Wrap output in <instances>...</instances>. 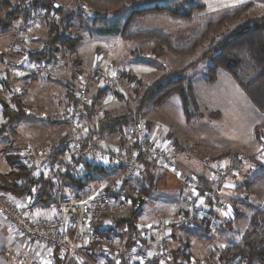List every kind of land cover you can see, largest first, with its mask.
Wrapping results in <instances>:
<instances>
[{
  "label": "rangeland",
  "instance_id": "obj_1",
  "mask_svg": "<svg viewBox=\"0 0 264 264\" xmlns=\"http://www.w3.org/2000/svg\"><path fill=\"white\" fill-rule=\"evenodd\" d=\"M52 1L60 5V8L66 12L65 14L68 16V19H66L67 27L65 28L63 25L62 28L59 29L58 24H41L38 28H35L34 33L29 36L30 39L28 44L20 48L16 53H10V46L12 43H16L18 33L25 21L34 11L39 9L43 10L45 8L33 7L26 11L22 10L20 15L13 21L4 18L5 12L0 14V56L2 58H7L8 55L11 57L16 56V58L19 59L18 61H14V63L35 62L30 54L42 50L49 36H63L69 40L78 41L73 52H70L69 48L62 44L56 46L57 51L52 55V59L60 58L62 62L60 64V73L57 78L48 80L40 76H34L39 78L36 88L25 94L24 90L18 85L19 83H12V86L20 88H18L20 95L14 98H20L24 108H30L37 114L44 113L51 117L71 104V97L75 99V95L81 83L80 79L88 78L91 80L88 92L89 103L85 108V114L80 117L81 120L87 124V129L85 133L83 132V138H86L87 133L93 131H89L90 126H94V130H97L104 113L110 112L114 117L129 115L128 119H131V121H128L124 130L133 124L135 125L136 121H141L150 132L155 131L153 135H156L159 139L170 140L177 147L175 148L179 149L177 158L179 166L182 167L183 165V172L192 179L195 178V176L193 172L185 171V163L186 165L187 163L191 164L190 168L192 169L198 164L199 167L196 166L195 169L200 172L201 168L204 174L205 172L209 174L206 164H208L210 160H219L221 157H218V155L211 156L209 152H207V156L204 151L211 147V144L215 141L229 142L236 140L238 138L235 136L236 133L241 132V129L242 133H246L248 129L251 128V125L249 126L247 121H243L247 119L248 115L244 103L242 105L241 103L238 105L233 103L235 95L226 91L228 84H225L222 79L216 80L214 83H207L205 81V71L208 62L204 60L198 61L200 55L203 53L202 49H199L193 55L186 54L183 57H177L173 50H169L164 43H162L160 46L163 47L165 55L157 56L155 55L156 53L153 52L154 47L158 44L157 41H143L144 39L140 37H136L131 41H125L119 36V32L125 29V22L130 17L126 29L132 27L133 24L137 31H161L164 34L162 37L168 38L169 41L165 40L168 45H170L169 43H174L176 46H183L197 31L200 20L208 16V14L206 15L205 12H201V14H198L199 21L197 20V22L193 24L183 25L165 16H142L143 13L138 10L145 9V6L150 8L151 3H153L152 1L156 2V5L159 6L173 7L179 5L183 9H189L199 3L204 5L205 3L207 6L205 8L204 5V11L218 14L225 10H230L236 5L242 4L243 0L235 1L240 4L225 5L217 9L214 8V4L212 5L208 0H198L199 2L197 0H142L128 4L123 10L119 9L114 12L100 14L99 18L106 23L102 26L99 25V22L95 19H92L94 18V14L90 10L89 5L81 0ZM6 2L11 5L7 7V10L18 7L15 2ZM263 2L264 1H262V3ZM258 6H255L256 9H251L247 13V16L255 17L264 15V5L261 8H258ZM234 24L235 22H232L228 27L231 28ZM135 29H133V31ZM238 56L241 65L237 74L243 82H249L259 75L260 69L250 61L244 49L238 52ZM20 59L22 61H20ZM26 60H28V62H26ZM3 64L4 60L1 59L0 68H2ZM119 68L126 69L121 72V88L114 91H110L106 88H99L100 79L103 76H112ZM169 74H176L175 76H183L191 79L198 102V111L196 113L195 111H190L193 115L191 120H186L184 118L181 103L179 99L175 97L171 98L161 107L147 105L143 108L142 113L138 114L137 112L138 100L143 93ZM13 78L16 77H10L6 81L8 83L7 87L11 85L10 80ZM6 82H2L0 85ZM3 92L4 89L0 91V100L5 101L7 106L9 105L10 108L14 109L12 101L14 98L10 95H4ZM93 93L95 97H93ZM37 94H40V97L48 98V100L42 103L43 106L41 107H44L43 109H40L38 104L31 105L24 102V100H31L30 98H33ZM216 97L219 98L218 102L215 101ZM246 98L245 95V105H249L251 102L249 103ZM2 107L0 103V127L3 126V121H6L3 118ZM227 113L235 114V117L230 120L227 118ZM7 127H9L8 130L4 129L0 132V142L2 143L0 144V150L4 160H7L6 158L9 156H14L18 151V154H20L26 144H29L31 147L35 146L38 149L50 148L57 140L67 135L60 137V127L69 130L65 125L51 124L45 119H39L37 115L34 118H23ZM152 127L155 130H153ZM124 130L117 131L113 135H104L103 137L96 136V140H93L104 149L118 148L123 150V148L126 147V141L123 138ZM184 138L187 139L185 141H189V143L185 142L186 145L180 143V139ZM257 147L258 143L254 150H256ZM254 150H238L234 152H237V154H248ZM18 157H12L18 160L15 164V168L13 167L12 169L23 172V167L20 164V156L18 155ZM59 157L61 161H63L64 154L62 153V156L59 155ZM4 160H2L3 163H0L2 166V168H0V173H4L5 166H7ZM257 166L258 165L253 167L254 169L245 171L240 177L234 178L237 180L233 183L235 188H231L229 193L225 195L227 196L225 199L230 200V203L232 201V212L238 215L230 224H227V219H225L219 230L210 233L197 230L183 231L177 229L174 231L181 237H184V239H189L194 254L191 255L186 250L180 249L178 250V259H182L188 253V258L192 257L196 260H206L211 258V255L213 256V252L220 251L240 241L243 232L250 228L251 217L257 211L264 210V173L261 175L257 174ZM149 169L156 175L153 177V180L147 183H145L144 180L137 181L134 185L135 188L133 190L130 189V200L132 205L134 199L142 196L140 195L142 191L146 190L151 184H154V189L152 190V188H150L149 190L152 191L150 193H148V191L146 192V196H142L143 201L140 207L135 211L137 224L146 223L159 218L171 221L182 214L187 191L179 185L180 181L170 171L159 167H151ZM192 169L189 170L193 171ZM112 170L115 171V175L113 174L114 176H111L110 173V175H99L95 173V175H93L94 179H85L88 188L93 191L103 190L119 172L117 167ZM142 171H144V169ZM80 174L82 173L80 172ZM80 174L79 172L76 173L78 176ZM83 177L85 176L83 175ZM225 187L228 188V186H224V191L222 190L220 194L221 196L226 193ZM0 193L12 196L16 200H19L20 203L23 202V200H21L24 198L23 196H14L4 191H0ZM25 196L28 197V195ZM131 205L129 206V210L131 209ZM13 231L15 232L14 229ZM33 245L41 248L47 254H50L46 248L36 244ZM25 257L34 260L37 259L38 261L43 260L41 257L37 256ZM7 259V261L11 262L9 257H7ZM98 264L117 263L103 259L99 261ZM119 264L130 263L122 262ZM211 264L221 263L218 260L216 262L213 260Z\"/></svg>",
  "mask_w": 264,
  "mask_h": 264
},
{
  "label": "built area",
  "instance_id": "obj_2",
  "mask_svg": "<svg viewBox=\"0 0 264 264\" xmlns=\"http://www.w3.org/2000/svg\"><path fill=\"white\" fill-rule=\"evenodd\" d=\"M11 1L15 4H27L25 0ZM60 18L53 10L39 9L34 11L25 21L10 46V53H16L26 46L29 36L43 23L59 22ZM60 58L50 61L17 64L10 60L4 61L0 68V83L10 77H34L53 80L60 73ZM119 68L112 76H103L99 88L110 91L121 88V72ZM75 95L76 105H69L62 111L47 116L37 114L33 109L23 108L27 117L45 119L54 125L69 128L65 137L57 140L52 147L38 149L29 144L23 147L19 156L25 176L17 181L18 186H26L30 181L47 178L52 184L49 202L40 204L38 201L39 186L30 187L28 199L19 202L14 197L0 193V217L15 230L16 234L30 243L46 248L53 254L50 261H38L27 258L19 252L8 255L15 264H98L106 259L114 263L130 264H211L218 260V251L206 260L195 258L174 259L168 245L161 241L155 249L147 248L143 239L161 233H171L174 229L186 227L195 229L207 218L205 198H209L217 215L229 219L232 215L231 203L220 198V192L229 180L240 177L254 165H264V136L258 147L251 153H239L234 158L210 160L206 164L209 172V188L198 184L194 179L185 176L183 181L194 191L187 197L185 211L177 218L167 221L154 219L136 225V231L129 232L125 227L118 226L116 220L126 216L131 205L130 184L140 178V173L148 164L158 165L179 176L182 173L178 164L179 149L170 140L159 141L144 130V123L136 124L124 130L123 138L126 147L104 149L95 140L83 138L87 124L81 120L82 110L88 106V92L91 80L81 78ZM4 95L12 98L20 95L19 89L9 85ZM264 135V131L262 132ZM176 147V148H175ZM177 150V151H176ZM64 154V163L58 156ZM85 165L114 169L118 174L101 191H93L88 187L78 189L65 195L62 191L64 180L68 176L81 172ZM204 194V195H203ZM130 202V203H129ZM43 208L52 212L49 217H39L38 211ZM110 222V223H106ZM211 227L215 228L216 217L210 219ZM215 253V254H214ZM228 264H239L235 261Z\"/></svg>",
  "mask_w": 264,
  "mask_h": 264
},
{
  "label": "trees",
  "instance_id": "obj_3",
  "mask_svg": "<svg viewBox=\"0 0 264 264\" xmlns=\"http://www.w3.org/2000/svg\"><path fill=\"white\" fill-rule=\"evenodd\" d=\"M27 4L19 5L16 8L7 10V7L11 6L6 1L0 2V14L5 12V19L13 21L16 19L22 10H29L30 8H45L48 10H53L59 15L58 27L59 29L67 27L66 12L61 8L59 10L54 8L55 2L52 0H25ZM82 2L89 5L90 10L94 14V18L99 25H105V21L99 18L100 14H106L110 12L117 11L119 9L123 10L128 4L132 2L142 0H81ZM252 4L245 3L233 7L230 10H225L218 14H211L204 17L198 23V29L194 35L189 39V41L183 46H176L174 43H168V38L162 37L164 34L161 31H137L132 24V27L126 29V25L130 21V17L125 22V29L119 32V36L122 37L125 41L134 40L136 37L144 39L143 41H157V45L154 47L153 52L157 56L165 55V51L162 46V43L169 49L173 50L177 57H183L186 54L193 55L199 49L203 50V53L199 57L200 61H207L208 65L205 71V81L207 83H214L219 75L220 71L226 72L239 85L243 93L246 95L247 99L255 107V109L264 116V15L248 17L247 13L252 9ZM143 13L142 16L146 15H160L165 16L171 19L174 22L181 23L183 25L193 24L199 21L198 14L204 11V5L197 4L189 9H183L179 5L173 7L159 6L154 5L150 8H145L138 10ZM78 16V15H75ZM232 22L235 24L229 28L228 25H231ZM55 24V23H51ZM228 27V28H227ZM227 28V29H226ZM133 29H135L133 31ZM60 38V39H59ZM166 40V41H165ZM78 41L69 40L63 36H49L44 48L30 54L33 60L35 61H50L52 55L57 51V45L62 44L63 46L69 48L70 52L74 51V48ZM172 48V49H171ZM244 49L247 53L248 58L252 63H254L259 69L260 73L255 78L249 82H243L238 76V70L240 68V59L238 52ZM176 74H169L164 76L161 80L155 83L150 89H147L143 95L138 100L137 112L142 113V110L145 106L149 105L152 107H161L166 104L171 98L175 97L179 99L181 103V108L183 111L184 118L186 120H191L193 115L190 111H198V103L196 95L192 86L191 79L185 78L183 76H175ZM14 109L7 106L6 108L2 107V114L5 123L0 127V131L4 130L7 126L12 123H15L23 118H27L23 114V105L20 98L12 99ZM70 105H76L77 102L74 97H71ZM128 116L124 117H114L110 112H106L101 117V122L98 125L97 130H94V126H91L93 130L91 133H87L86 138L95 139L97 137H103L104 135H113L117 131L124 130V127L127 125ZM255 136L257 140L262 137V132L264 131V122L258 125L255 128ZM237 155V152L228 151L218 155L221 159L229 158L232 159ZM217 157V158H218ZM11 158H9L10 160ZM14 165L17 161L12 158ZM158 165L148 164L146 167H152ZM14 167V166H13ZM12 167V168H13ZM253 167H256L254 165ZM161 168V167H159ZM257 174L261 175L264 173V165L257 166ZM87 173L85 178H77L76 176H68L65 180L71 182L73 186L77 189H82L88 187L87 180L94 179V174L98 173L99 175H106L107 172L102 167H95L91 165H85L83 168ZM254 169V168H250ZM182 170V168H181ZM25 176L24 170L20 172L19 170H11L9 173L0 174V191L7 192L14 196H25L28 195L30 187L34 184L39 186L38 189V201L40 204H46L50 199V192L52 190V184L47 178H39L36 181H30L26 186H18L17 181ZM187 176L183 170L181 175L175 176L178 178L179 185L184 189H188L187 196L194 191L189 188L186 183L183 181L184 177ZM188 177V176H187ZM198 184L205 186V189L210 191L208 181H200L196 177L193 178ZM154 189V184L150 185L146 190L142 191L140 195L146 196V192L150 193L149 190ZM143 190V189H142ZM147 193V195H148ZM204 195V194H203ZM138 199V198H137ZM137 199H134L131 209L123 218L116 220L118 226L125 227L129 232L136 231L137 218L136 210L134 206ZM206 205V215L207 218L199 225L197 228H186L180 227L175 230H197L204 233H210L219 230L220 226L223 225L224 220L227 218L221 217L216 214L212 203L209 198H205ZM232 203V201H231ZM185 211L184 210L182 212ZM232 216L227 219L226 223L230 224L238 216L235 212H231ZM211 217L217 218V223L215 228L211 227L210 219ZM264 210L257 211L250 221V228L246 229L240 241L231 244L230 246L225 247L224 249L218 251V261L221 264H228L239 260V264H264ZM172 231V232H173ZM189 241V239H188ZM178 252V253H177ZM175 254V255H174ZM174 259H178L179 251L176 253L172 252ZM189 256L183 257L188 259ZM182 258V259H183ZM219 263V262H218Z\"/></svg>",
  "mask_w": 264,
  "mask_h": 264
},
{
  "label": "crops",
  "instance_id": "obj_4",
  "mask_svg": "<svg viewBox=\"0 0 264 264\" xmlns=\"http://www.w3.org/2000/svg\"><path fill=\"white\" fill-rule=\"evenodd\" d=\"M208 1L210 3H212V5L214 4L213 7L216 8V9L217 8H221V7L225 6V5L229 6L230 4L238 3V2H235V1H238V0H208ZM262 1H264V0H243L242 4L250 3L253 6L252 9L253 8L256 9L255 6L257 7L259 5L258 8H261L264 5V2L262 3ZM152 2L153 3H151V7L157 4L154 1H152ZM199 4H201V3H199ZM238 4H240V3H238ZM204 5H205V8H206L207 5L205 3H204ZM236 6H238V5H236ZM144 8H147V7L145 6ZM203 12H205L206 15L207 14L208 15L214 14V13H211V12H208V11H203ZM1 59H3L4 61L10 60V61L14 62V61H18L19 58L17 59L16 56L11 57V56L8 55L7 58H4V57L2 58L0 56V61H1ZM28 60H26V62H28ZM20 61H22V60L20 59ZM219 79H222L225 82V84H228V86L226 87V89H227L226 91H229V92H231L232 94L235 95V98L233 99V103L235 105H238L239 103H241V105H242L244 103V107H246V113L248 115H247V119H244L243 121H247L248 125L249 126L251 125V128H249L248 132H246V133H244V132L242 133V129H241V132L236 133V135L234 134L235 136L238 137L236 140L229 141V142H227V141H215L213 144H211V147L207 148V150H205L204 152L206 153V155L208 154L207 152H209V153H211V156H216V155H219L221 153L228 152V151H231V152L232 151H238V150H251L252 151V150H254L256 148L257 143H258V140H257V137L255 136L254 130H255V128L258 125H260L261 123L264 122V116L261 115L253 107V105L250 103L249 100H247V101L250 104L249 105L248 104L245 105V101H246L245 100V95H244L243 91L241 90V88L239 87V85L233 79V77H231V75H229L226 72L220 71L217 80H219ZM38 81H39L38 77H34V78H13V79L10 80V83L11 84L15 83V82L17 84L19 83L18 85L20 86L21 89L24 90V94H25L26 92H28L30 90H34L36 88V85H37ZM7 85H8L7 82L2 84V85H0V91L2 89H5L7 87ZM93 97H95L94 93H93ZM30 99L31 100H24V102L25 103H29L31 105H34V104L37 105L38 104V107L40 109L44 108V107H41V106H43L42 103L45 100H48L47 97H45V98L40 97V94H37L33 98H30ZM215 101L218 102L219 98L216 97ZM85 111H86V109L81 111L82 115L85 114ZM234 117H235V114L227 113V118L228 119L232 120ZM31 118H34V117H31ZM218 119H219V117H218ZM4 123H5V121H3V124ZM8 129H9V127L5 128V130H8ZM59 129H60L59 130L60 131V137H63L68 132V130L66 128H64V127H60ZM89 129H92V127L90 126ZM152 129L155 130L153 127H152ZM144 130L147 133H149L151 136H155L156 137V135H153L155 133V131L154 132H150L147 127H144ZM156 139L159 140V141H165L163 139H159L158 137H156ZM180 140H181L180 143L183 144V145H186L185 142L189 143V141H185V140H187L186 138L180 139ZM0 144H2V143L0 142ZM18 153H19V151L14 156H9L8 155L9 157L6 158L7 160H4V158L1 156L3 154H1V150H0V163H3L2 160H4L6 162V164H7V166H5V172L4 173H0V174L9 173L11 170H13L12 169L13 166L15 168V165L13 164L14 161L11 160V159H12V157H15V156L18 157V155H19ZM60 156H62V153L60 154ZM9 158H11V159L9 160ZM58 158H59V160H61L59 156H58ZM18 159H19V157H18ZM16 161L18 162V160H16ZM63 161H64V158H63ZM63 161H61V163H64ZM184 165L186 166V168H184L186 172H193V175L198 180H200V181H205L206 180L209 183V174H207L206 172L204 174L202 172L201 168H200V172L197 169H195L196 166L199 167L198 164H196L193 169L190 168L191 164H189V163H187V165L185 163ZM152 167H156V166H152ZM183 167L184 166L182 165V167H181L182 170H183ZM0 168H2L1 165H0ZM149 168H151V167H149ZM149 168L148 167L144 168V171H142V173L140 175V178H138L137 180H135L134 182H132L129 185L130 189L133 190L135 188L134 185H135V183L137 181L144 180V182L147 183V182L153 180V177H155L156 175H154ZM112 169H110V170L105 169V171L107 172L106 175H110L111 174V176H114L115 175V171L112 170ZM189 169H192L193 171H191ZM81 173L82 174H80V172H79V174H80L79 176L78 175H76V176L74 175L75 176L74 179H77V178H81L82 179L83 175L85 176V174L87 172L84 169H82ZM83 178H85V177H83ZM235 179H231V180L228 181L227 185H225V186H228V188L225 187L226 188V191H225L226 193L223 196H221L220 195L221 192H220V194H219L220 198H222V199L227 198V196H225V195L229 193L231 188H233V189L235 188L234 185H233V183H235L237 181ZM76 190H78L77 187L73 186L71 182H67L66 180H64L62 191H63V193L65 195L71 194V193L75 192ZM185 190L187 192H189L188 189H185ZM187 194H186V196H187ZM222 194H223V192H222ZM186 196H185V198H186ZM23 197L24 198L21 199L23 201L28 199L27 196H23ZM184 202H185V199H184ZM184 207H185V203H184V206H183V210H184ZM38 215H39V217H49V216L52 215V212L48 211L47 209L41 208L38 211ZM161 241H164L168 245V247L170 248L171 252H173V253H175L176 251H178L180 249H184L189 254L194 255L193 251H192V248H191L192 246L189 243L190 241H188L187 238L184 239V237H181L180 235L177 234V232L175 233L174 231L169 233V234H160L158 236H153V237L148 238V239H143L142 243L149 249H155V248H157V246L160 244ZM15 251H18L19 253H21V254H23L25 256H29V257H32V256L41 257L43 260H46V261H50L52 256H53V254H47L41 248H38V247L34 246L33 244H30L29 241H27L26 239L21 238L20 236H18V234H16L13 231L12 227L0 217V264H15V263L7 261L8 260L7 259L8 254H10L12 252H15ZM187 252H183V253H187Z\"/></svg>",
  "mask_w": 264,
  "mask_h": 264
},
{
  "label": "water",
  "instance_id": "obj_5",
  "mask_svg": "<svg viewBox=\"0 0 264 264\" xmlns=\"http://www.w3.org/2000/svg\"><path fill=\"white\" fill-rule=\"evenodd\" d=\"M55 5H58V4H55ZM55 5H54V8L57 9V10H59L60 7L57 8V7H55ZM0 103H1V105L3 106V108H6V107H7V103H5V101L0 100ZM142 201H143V197L141 196V197H139L138 200H137V203H136V205H135V207H134L135 210H137V209L140 207Z\"/></svg>",
  "mask_w": 264,
  "mask_h": 264
},
{
  "label": "bare ground",
  "instance_id": "obj_6",
  "mask_svg": "<svg viewBox=\"0 0 264 264\" xmlns=\"http://www.w3.org/2000/svg\"><path fill=\"white\" fill-rule=\"evenodd\" d=\"M46 10H48V9H46ZM263 136H264V135H262V137L258 140V145H259L261 139L263 138ZM256 165H257V164H256Z\"/></svg>",
  "mask_w": 264,
  "mask_h": 264
},
{
  "label": "snow or ice",
  "instance_id": "obj_7",
  "mask_svg": "<svg viewBox=\"0 0 264 264\" xmlns=\"http://www.w3.org/2000/svg\"><path fill=\"white\" fill-rule=\"evenodd\" d=\"M55 7L59 8V7H60V5H55ZM129 203H130V202H129ZM106 223H110V222H106Z\"/></svg>",
  "mask_w": 264,
  "mask_h": 264
}]
</instances>
